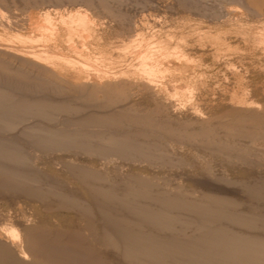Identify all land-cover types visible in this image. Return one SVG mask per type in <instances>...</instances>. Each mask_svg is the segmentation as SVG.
Wrapping results in <instances>:
<instances>
[{
  "label": "bare ground",
  "instance_id": "1",
  "mask_svg": "<svg viewBox=\"0 0 264 264\" xmlns=\"http://www.w3.org/2000/svg\"><path fill=\"white\" fill-rule=\"evenodd\" d=\"M6 1L0 0V131L19 130L35 148L62 152L40 154L14 134L0 135V188L53 197L59 211L77 219L59 232L51 223L32 226L23 210L16 222L0 214V264H264V0H214V7L210 0H175L193 13L168 26L175 31L153 17L136 22L124 14L134 0H68L98 2V19L87 6L19 19L6 13ZM113 34L122 39L113 43ZM48 91L84 108L38 100ZM58 113L70 116L62 117L65 128L53 122ZM124 124L140 129L126 131ZM70 146L144 165H127L132 173L123 176L121 162L110 168L117 160L63 152ZM41 159L61 163L93 204L60 189L68 175L48 177ZM185 168H192L187 180L200 196L188 186L184 194L177 183ZM42 177L54 182L50 188L37 186ZM120 179L129 183L119 190L112 181ZM238 198L262 206L245 203L250 210L241 211Z\"/></svg>",
  "mask_w": 264,
  "mask_h": 264
},
{
  "label": "rangeland",
  "instance_id": "2",
  "mask_svg": "<svg viewBox=\"0 0 264 264\" xmlns=\"http://www.w3.org/2000/svg\"><path fill=\"white\" fill-rule=\"evenodd\" d=\"M8 1V2H7ZM6 1V7H7V4H8V10H6L5 9V11H6V13L8 14V15H11V14H14L13 16H19V19L20 18H25V17H30V15L31 16H37V15H41V14H43L46 10H59L60 12H62V13H64V14H67V13H69V12H71L73 9L74 10H77V9H86L87 7H88V9H89V12L91 13V15H93L96 19H98L99 18V16L101 15V10L99 9V11L97 10L98 8H97V6H99V4H98V2L96 3V1H95V3L93 4V8H95V10H97V11H95L94 9L91 11L90 9L92 8V7H90V6H88V5H86V2L85 3H83L82 1L81 2H79V1H77L78 2V4H76L77 2H72V1H68V0H66V1H68V2H55V1H53V3H52V1H51V3H48V2H50V1H47V0H43V1H41V0H29V1H27V0H7ZM10 1V2H9ZM40 1V2H39ZM139 2L141 1V0H138ZM154 1V0H153ZM173 1V2H172ZM29 4H28V3ZM34 2V3H33ZM38 2V3H37ZM46 2V3H45ZM55 2V3H54ZM69 2H70V4H69ZM135 0H134V2L133 3H131L130 2V4L129 3H127V5L126 4H124L125 6H124V8H123V13L125 14H129L130 16L132 15L133 17H134V20L136 21V22H140L142 19H150V17L152 18L153 17V19H158V22H159V20H161V21H163V22H159V24L160 23H162L161 25H166L167 27L169 26H173L174 27V29L176 28L175 27V25L178 23V22H180V21H183L184 19H186V17H189V15L190 14H193V13H189V12H185V11H187L186 9H183L184 7H182V9H180V7L178 6V3H177V1L175 2V0H155L154 2H152L151 4L150 3H148V5H147V3L145 4V3H142L143 5H141V3H140V5L138 4V3H136L135 4ZM213 2V3H212ZM18 3V4H17ZM21 3V4H20ZM26 3H27V5H26ZM31 3V4H30ZM72 3V4H71ZM215 3V5H217L216 4V1H212V0H210L207 4L209 5V6H212V7H214L213 5H211V4H214ZM13 4V5H12ZM33 4V5H32ZM61 4H63V6H61ZM74 4H76V5H74ZM79 4H80V6H79ZM98 4V5H97ZM128 4H129V6H128ZM132 4H135V5H132ZM154 4V5H153ZM157 4V5H156ZM2 4H0V6H1ZM14 6L15 5V7H11V6ZM17 5V6H16ZM19 5V6H18ZM47 5H49V6H47ZM53 5H55V6H53ZM96 5V6H95ZM146 5V6H145ZM233 5H235V4H233ZM24 6V7H23ZM67 6V7H66ZM85 6H87V7H85ZM142 6V7H141ZM144 6V7H143ZM148 6V7H147ZM152 6V7H151ZM156 6V7H155ZM159 6V7H158ZM171 6V7H170ZM179 8H178V7ZM239 6V5H238ZM238 6H232L233 8L235 7H237V8H239ZM2 8H4L5 7V4L3 5V6H1ZM52 7V8H51ZM174 7H176V8H174ZM231 7V8H232ZM39 8V9H38ZM64 8V9H63ZM146 8V9H145ZM160 8V9H159ZM165 8V9H164ZM236 8V9H237ZM20 11H19V10ZM63 9V10H62ZM88 9H86V10H88ZM125 9H127L128 10V12H127V10H125ZM135 9V10H134ZM157 9V10H156ZM240 9H242L241 7H240ZM22 10V11H21ZM73 10V11H74ZM131 10V11H130ZM175 10V11H174ZM182 10V11H181ZM185 10V11H184ZM7 11H9V12H7ZM17 11V12H16ZM68 11V12H67ZM96 12V13H94V12ZM159 11V12H158ZM242 11V10H241ZM13 12V13H12ZM35 12V13H34ZM66 12V13H65ZM136 12V13H135ZM183 12H185V13H183ZM11 13V14H10ZM15 13H16V15H15ZM21 13V14H20ZM95 15H94V14ZM100 14V15H96V14ZM161 13V14H160ZM163 13V14H162ZM176 13V14H175ZM189 13V14H188ZM196 13V12H195ZM194 13V14H195ZM135 14V15H134ZM187 14H188V16H187ZM157 15V16H156ZM175 15V16H174ZM196 15V14H195ZM195 15H191V16H193L192 17V19H195V20H197V21H199L198 20V18H199V16L198 15H196V16H198V17H196ZM98 16V17H97ZM103 17V16H102ZM163 17V18H162ZM169 17V18H168ZM171 17V18H170ZM200 19V18H199ZM105 20V21H104ZM102 19V21L103 22H106V23H108V19L106 20V18L105 19ZM201 20V19H200ZM165 21V22H164ZM169 27L167 28V30L169 29ZM173 27H171L169 30H173V31H175L174 29H173ZM166 30V31H167ZM168 30V31H169ZM115 36H117L116 34L114 35H112V40L111 41H113V40H115L117 37V39H119V36H117V37H115V39H114V37ZM115 40V41H113V43L114 42H117L118 40ZM122 38L120 37V39H119V41L121 40ZM131 39H133V38H131ZM128 40H130L129 38H128ZM127 40V41H128ZM51 92V91H50ZM49 91L48 92H45V93H43V94H40V95H38L37 97H38V100H40L39 98L41 97L43 100H49V98H50V101H49V103L51 102V104H56V105H61L62 103H63V105L64 104H68V105H70V104H74L73 106L74 107H77L78 106V108H81V107H83L84 108V106L81 104V102L80 101H76L75 100V98H73L71 95V97H69V96H67V95H62V94H59L60 95V98H61V102L59 101L58 102V99H60L59 98V95L57 96L55 93H50ZM51 94V95H50ZM56 97H55V96ZM62 95V96H61ZM45 97V98H43V97ZM50 96H52V97H50ZM37 97L36 96H34L33 98H35V99H37ZM55 99H57V100H55ZM54 100H53V99ZM62 98L63 99H65V103L63 102V100H62ZM51 100H53V101H51ZM69 101V102H68ZM48 102V101H47ZM67 102V103H66ZM76 102H78V103H76ZM78 104V105H77ZM77 105V106H76ZM79 105H81V106H79ZM94 111V110H93ZM99 110H95L94 112H98ZM99 113V112H98ZM101 113V112H100ZM59 114V113H58ZM61 114V113H60ZM58 115V117L56 118H53L54 120H53V122L54 123H58L59 121V124H60V126H62L61 125V122H62V124H63V126L62 127H64L65 128V123H64V120L62 119V117H64V118H69L70 116H66L65 114H61V115ZM85 114V113H84ZM64 115V116H63ZM55 116H57V113L55 114ZM60 116V117H59ZM59 118H61V119H59ZM32 120H34L35 122H40V123H43V124H47L46 122H42L43 120L41 119V120H39L40 118H37V117H32L31 118ZM57 119V121H55ZM37 120V121H36ZM62 120V121H61ZM45 121V120H44ZM47 121V120H46ZM48 121H50V120H48ZM52 122V124H54ZM126 126H128V124H124L123 125V130H126V131H128L129 130V126L128 127H126ZM132 126V125H131ZM130 126V127H131ZM124 127L126 128V129H124ZM128 128V129H127ZM145 128V127H144ZM104 129H106V128H104ZM109 129V128H108ZM139 130L140 128L139 127H137L136 128V126H132L131 128H130V130L129 131H132V130ZM141 129H143L142 127H141ZM116 130H121V129H116ZM4 131V130H3ZM17 131V130H16ZM15 131V132H16ZM8 132V131H7ZM3 132L2 133V130L0 131V135H3L4 133H6L7 135H13L14 134V137H13V139H15V140H18V141H22L21 143H24V141H25V143L24 144H26V146L27 147H29L30 149H32V150H36V152L37 153H42V154H49V153H51V154H57V153H60V152H62V150L60 151V150H58V151H55L54 150V152L53 151H51V150H48L47 148H45L47 151H49V153L48 152H46V151H44V148L43 147H40V148H38V145L36 146V148H35V145H36V143H34V142H32V141H29L30 139H28L27 141L25 140L26 138H28V137H24L23 135H21L20 133L21 132H19V130L16 132V133H13V131H12V133L10 132ZM19 132V133H18ZM2 133V134H1ZM17 134V135H16ZM5 135V134H4ZM16 135V136H15ZM19 135H21L22 137H23V139L20 137V139H19ZM16 137V138H15ZM18 138V139H17ZM24 140V141H23ZM27 142V143H26ZM29 142V143H28ZM31 142V143H30ZM33 145H34V147H33ZM177 147H183V149H188L189 148V146H181L180 144L178 145L177 144ZM76 147L75 146H70V147H67V149H63V152H67V150H68V152L67 153H70V152H72V153H70V154H75L76 152V154H79V155H82V156H85V157H89V158H91L92 160H94V159H96L95 161L97 162V161H104V162H108L109 160L110 161H112V158H113V161L115 160H117L116 162L117 163H110L109 165H110V168L112 167V168H114L115 166L117 167H119L120 165H121V167L122 168H124L121 172L122 173H127V175H129L130 173H132L131 171H132V168L131 169H129L130 167H132L133 165H139V163L141 164V162H133V161H131V160H129V159H127L126 161H124L123 160V158H122V160L120 161V158L119 159H115V158H118L119 156H117V155H115V156H113L112 154V156L113 157H104V158H102L103 156H101V155H98V154H96V153H90L88 150H82L81 148H80V150H82V152L84 153V154H82L81 153V151L79 152V151H77L79 148L77 147L76 149H75ZM34 150V151H35ZM41 150H43V151H41ZM75 152V153H74ZM87 152H89L88 153V155L90 154V156H88V155H86L87 154ZM81 153V154H80ZM86 153V154H85ZM94 154V155H93ZM93 155V156H92ZM96 155V156H95ZM98 155V156H97ZM111 155H109V156H111ZM95 156V157H94ZM117 156V157H116ZM99 157V159H97ZM102 158V159H101ZM43 159H41L40 161H38V163H39V168H43L42 170H45L44 172H46L45 174H47L48 175V177L50 176L51 177V175L52 176H55L54 174H59V176H61L60 178L62 179V178H64V176H66V175H68V176H66L65 177V179L67 180L68 178V180H67V182H69L68 184H66V183H63L64 184V186L62 187H59L60 189L62 188L63 189V191L64 192H66V193H69V192H67V190H69L70 191V193L71 194H76V193H79V195L78 194H76L75 196H78L77 198L79 199H82V200H80V201H82V202H86L87 204L88 203H90V205H92L93 204V201H92V199H90V196L87 194V191H86V188H84V186H82V184H79V183H81V182H77V180L78 179H76L75 177H73V175H71L70 174V176H69V174H67V172H66V169L61 165V163H59L58 161H55L54 159H44L43 161H42ZM53 160H54V164H53ZM108 160V161H107ZM114 161V162H115ZM131 161V162H130ZM41 162H43V164L41 163ZM44 162H45V165H44ZM119 162H121V164L119 163ZM127 162V163H126ZM58 164L57 166H56V169H55V165L56 164ZM124 165H123V164ZM128 163H130V164H128ZM138 163V164H137ZM49 164H50V166H49ZM116 164V165H115ZM120 164V165H119ZM47 165V166H46ZM54 165V166H53ZM111 165H113V166H111ZM123 165V166H122ZM127 165H129L128 167H127ZM132 165V166H131ZM141 165H144L143 163L141 164ZM41 166V167H40ZM58 166H60V167H58ZM53 168V169H51V168ZM58 167V168H57ZM63 167V168H62ZM120 167V168H121ZM125 167H127V168H125ZM47 169L49 170V171H47ZM186 170H184V171H182L183 173V175L181 176V178L183 177V179H181V180H179V181H177V183L179 184V186H180V188L182 189H185V192L183 191V189H182V191L184 192V194H188L187 192H191L192 194H194V195H192V194H190L189 193V195H192L193 197H196L197 195V192H198V196H200V193H199V190H200V188H199V186H198V188H197V190H196V187L195 188H192L193 186H194V184H196V183H193V185L192 184H190L189 182H188V180H187V176L191 173H189L188 171H192V173L191 174H193V170H192V168H188L189 170L187 171V168H185ZM55 170H56V172H55ZM62 170V171H61ZM126 170V171H125ZM51 171V172H50ZM54 173H53V172ZM128 171H130V172H128ZM49 172V173H48ZM64 174H63V173ZM125 173L123 174V176L125 175ZM141 173H143V172H141ZM187 173V174H186ZM195 173V172H194ZM50 174V175H49ZM63 175V176H62ZM124 178V177H123ZM125 178H127L126 176H125ZM47 178H43L42 177V183L40 182L37 186H39L40 188H41V186H42V189L43 188H46V187H48V186H51L52 185V183H54V182H52V180H50V183H48L49 182V180L47 179ZM75 179V180H74ZM185 179H186V181H185ZM70 180V181H69ZM72 180V181H71ZM121 180V182L122 181H125L124 179H120ZM120 180H118L117 181V184H116V181H112L113 182V186H115V185H118V186H115L116 187V189H121L120 187L122 186L123 187V185L122 184H124L123 182L121 183L120 182ZM43 181H45L44 183L46 184L47 183V185H44V183H43ZM79 181V180H78ZM128 181V180H127ZM184 181V182H183ZM76 182V183H75ZM112 182H111V184H112ZM115 182V183H114ZM183 182V183H182ZM185 182H187L188 184H186V185H184L185 184ZM119 183V184H118ZM121 183V184H120ZM125 183H129V181L128 182H126L125 181ZM40 184H43V185H40ZM49 184V185H48ZM62 184V185H63ZM181 184V185H180ZM120 185V186H119ZM190 185V186H189ZM191 185H192V187H191ZM44 186V187H43ZM68 186H69V188H68ZM81 186H82V189H81ZM186 186V187H185ZM190 188V190L188 189V187ZM35 187V186H34ZM117 187H119V188H117ZM48 188H50V187H48ZM58 188V189H59ZM179 188V189H180ZM187 188V189H186ZM57 189V190H58ZM66 189V190H65ZM77 189V190H76ZM192 189H195L194 191L192 190ZM7 190V189H6ZM4 188L2 189V188H0V214H2L3 216L5 215L7 218H9L10 220H12V221H17L19 218H21L22 217V214H21V211L20 210H23V213H26L25 215L29 218V219H31V222H32V226H41V225H44L45 224V227H47L50 223V225L48 226V227H50L51 229H54V231H56V230H58L59 232H62V231H60V230H63L64 229V231H66L67 229L66 228H69L71 225H73L74 223H75V221H74V217L77 215H74V213H76V212H73V211H71V212H73V213H67V209H61L60 208V210L61 211H59V206H56L57 205V200L56 199H54L53 197H49V198H46V199H42V200H40L39 198H37V197H35L34 198V196H32L30 199H29V197L31 196H28L27 194H24L23 193V195H25V196H23L22 195V197H21V194H22V192H15L14 194H13V192L14 191H9V190H7L6 191ZM45 190H47V189H45ZM187 190H189V191H187ZM3 191V192H2ZM76 191V192H75ZM187 191V192H186ZM193 191V192H192ZM201 191V190H200ZM182 192V193H183ZM7 193H9V195L7 194ZM11 193V194H10ZM86 196H85V195ZM11 195V196H10ZM15 195V196H14ZM82 195V196H81ZM28 196V197H27ZM27 197V198H26ZM83 197V198H82ZM36 198L38 199V200H36ZM88 198L90 199V201L88 200ZM239 200H240V202L241 201H243L244 200V203L242 202L241 204L242 205H240L241 207L239 208V209H241L242 208V210L241 211H245V212H247L246 210H250V208L252 207V205L254 206V205H257L258 207H260V205H261V203H258V202H251L250 200L248 201H246L245 199H240V198H238ZM16 200V201H15ZM29 200V201H28ZM40 200V201H39ZM56 202H55V201ZM47 201V202H46ZM92 201V202H91ZM46 202V203H45ZM249 202V203H248ZM251 202V203H250ZM20 203V204H19ZM53 203H54V205H53ZM245 203H247V204H249V206H250V208H249V206L247 207V205L245 204ZM7 204V205H6ZM12 204V205H11ZM29 204V205H28ZM41 204V205H40ZM48 204V205H47ZM51 206H50V205ZM251 204V205H250ZM260 204V205H259ZM53 205V206H52ZM17 206V207H16ZM20 206H21V208H20ZM46 206H47V209H46ZM55 206V207H54ZM262 206V205H261ZM45 209H44V208ZM50 207V208H49ZM256 207V206H255ZM253 208V207H252ZM251 208V209H252ZM20 211H18V210ZM35 210V211H34ZM37 210V211H36ZM43 210V211H42ZM51 210H52V212H51ZM55 210V211H54ZM58 210V211H57ZM63 210H65V212L63 211ZM57 211V212H56ZM14 212V213H13ZM15 212H18V215H16L17 213H15ZM44 212V213H43ZM47 212V213H46ZM11 213V214H10ZM8 214H10V215H8ZM29 214V215H28ZM35 214H37V215H35ZM48 214V215H47ZM8 215V216H7ZM2 216V217H3ZM40 216V217H39ZM11 217V218H10ZM35 217V218H34ZM39 219H38V218ZM59 218V219H55V218ZM63 217V218H62ZM77 217V216H76ZM75 217V218H76ZM5 218V217H4ZM14 218V219H13ZM37 218V219H36ZM47 218V219H46ZM68 218H70V219H68ZM17 219V220H16ZM43 219H45V220H43ZM63 219V220H62ZM77 219V218H76ZM39 220L40 221H42V222H40L39 223ZM58 220H59V222H58ZM50 221V222H49ZM57 221V223L59 224L60 223V221H61V223H60V225H53L52 227H51V225H52V223L53 222H56ZM71 221H74V222H72V224L70 225V223H71ZM65 224H69L68 226L67 225H65ZM62 225V226H61ZM66 226V228H64L65 226ZM55 226V227H54ZM64 226V227H63ZM57 227V228H56ZM60 230H59V229ZM110 254V253H109Z\"/></svg>",
  "mask_w": 264,
  "mask_h": 264
}]
</instances>
